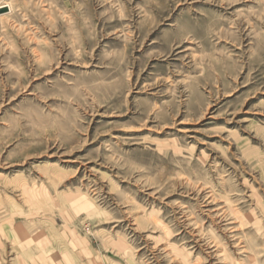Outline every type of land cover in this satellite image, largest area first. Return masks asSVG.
I'll return each instance as SVG.
<instances>
[{
    "label": "rangeland",
    "instance_id": "obj_1",
    "mask_svg": "<svg viewBox=\"0 0 264 264\" xmlns=\"http://www.w3.org/2000/svg\"><path fill=\"white\" fill-rule=\"evenodd\" d=\"M0 264H264V0H0Z\"/></svg>",
    "mask_w": 264,
    "mask_h": 264
},
{
    "label": "water",
    "instance_id": "obj_2",
    "mask_svg": "<svg viewBox=\"0 0 264 264\" xmlns=\"http://www.w3.org/2000/svg\"><path fill=\"white\" fill-rule=\"evenodd\" d=\"M9 12L8 7H1L0 8V15L7 14Z\"/></svg>",
    "mask_w": 264,
    "mask_h": 264
}]
</instances>
